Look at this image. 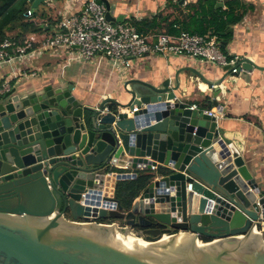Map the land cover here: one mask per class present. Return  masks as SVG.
<instances>
[{
  "label": "water",
  "instance_id": "obj_1",
  "mask_svg": "<svg viewBox=\"0 0 264 264\" xmlns=\"http://www.w3.org/2000/svg\"><path fill=\"white\" fill-rule=\"evenodd\" d=\"M240 66L248 82L264 70ZM73 90L0 96V264H264V177L225 136L219 91L210 116L179 80H128L126 103L96 108ZM137 171L151 179L131 208L99 209Z\"/></svg>",
  "mask_w": 264,
  "mask_h": 264
},
{
  "label": "crops",
  "instance_id": "obj_2",
  "mask_svg": "<svg viewBox=\"0 0 264 264\" xmlns=\"http://www.w3.org/2000/svg\"><path fill=\"white\" fill-rule=\"evenodd\" d=\"M87 1L45 0L38 8L41 17L35 21L41 25L62 20L65 15L78 14ZM99 1L110 4L118 23L148 22L151 26L158 19L161 28L148 29L144 34L153 37L168 34V26L172 24L179 33L184 31L187 17L193 14L190 7L202 0ZM233 1L243 3L249 11L243 21L232 28L233 33H230L232 36L224 52L227 56L248 58L264 68V0H217L215 8L226 9L227 4ZM219 3L223 7H219ZM56 32L55 25L49 34L35 35L40 40ZM25 73L37 75L25 77ZM131 79L157 83L170 79L173 84L179 80L182 101L205 112L215 107L214 92L219 91L217 100L224 105L219 120L225 136L243 151L251 165L258 167L264 177V70H255L248 82L241 76L228 75L223 68L190 57L132 58L130 68H125L114 67L110 58L101 55L85 62L78 58L76 49L64 48L0 67L1 86L8 84L10 89H28L56 85L60 81L64 88L73 86V95L85 98V105L91 108L98 107L104 99L126 103L130 97L124 92V87ZM208 101L211 108L207 107Z\"/></svg>",
  "mask_w": 264,
  "mask_h": 264
},
{
  "label": "built area",
  "instance_id": "obj_3",
  "mask_svg": "<svg viewBox=\"0 0 264 264\" xmlns=\"http://www.w3.org/2000/svg\"><path fill=\"white\" fill-rule=\"evenodd\" d=\"M30 9L26 17L33 16V0L28 1ZM107 7L99 0H88L78 14H69L57 24V32L42 37L32 34L23 43L6 39L0 45V67L12 65L18 60H25L32 55H41L57 49H76L78 58L90 62L98 55L110 58L114 67L130 68L132 58L162 57H190L203 63L219 68L230 67L231 74L240 76L241 57L227 56L222 51L221 43L214 36L192 35L181 31L178 35L161 33L155 36H145L132 24L112 23L107 20ZM77 47V48H76ZM37 74H24L25 77H35ZM10 89L8 84L0 85V96ZM197 109V107H192ZM137 108L134 109V112ZM215 116L211 111H206ZM132 116V114H129ZM189 190H191V185ZM107 211H117L119 204L111 201L101 205ZM103 225H116L126 230V225L119 222ZM259 231L258 228H256ZM261 233V232H260Z\"/></svg>",
  "mask_w": 264,
  "mask_h": 264
},
{
  "label": "trees",
  "instance_id": "obj_4",
  "mask_svg": "<svg viewBox=\"0 0 264 264\" xmlns=\"http://www.w3.org/2000/svg\"><path fill=\"white\" fill-rule=\"evenodd\" d=\"M28 1L0 0V45L6 39L23 43L32 34H49L54 26H57L61 21L57 19L47 24H37L35 20L41 17V10L39 9H33V16L28 19L26 14L31 8ZM216 2L217 0H202L197 5L191 6L193 14L187 17V21L183 26L184 31L192 35L214 36L217 37L220 43H228L232 34L227 32L243 21L249 8L239 1H233L227 4L226 9H216ZM208 7L210 8L208 9ZM131 24L143 35L148 33V29L161 28L158 19L151 26L148 22H133ZM168 28V34H179L173 24L169 25ZM225 50L226 48H222L223 52ZM209 101L207 107L211 108L212 104ZM120 172L129 173L131 171L122 170ZM136 173L138 174L136 179L118 182L116 187L115 198L123 210L131 208L151 179L145 171H137ZM113 222L112 220H101L99 223L111 224Z\"/></svg>",
  "mask_w": 264,
  "mask_h": 264
},
{
  "label": "bare ground",
  "instance_id": "obj_5",
  "mask_svg": "<svg viewBox=\"0 0 264 264\" xmlns=\"http://www.w3.org/2000/svg\"><path fill=\"white\" fill-rule=\"evenodd\" d=\"M166 239H168V237L167 236H165V239L164 240H166ZM143 241V240H142ZM145 242V241H144ZM148 243V242H147Z\"/></svg>",
  "mask_w": 264,
  "mask_h": 264
}]
</instances>
